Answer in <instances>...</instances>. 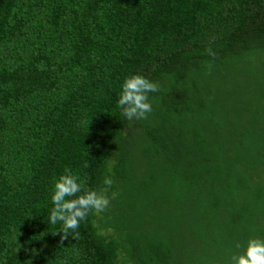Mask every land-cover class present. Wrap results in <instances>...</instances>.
Wrapping results in <instances>:
<instances>
[{"label":"trees","instance_id":"trees-1","mask_svg":"<svg viewBox=\"0 0 264 264\" xmlns=\"http://www.w3.org/2000/svg\"><path fill=\"white\" fill-rule=\"evenodd\" d=\"M132 74L160 91L127 122ZM65 169L118 193L76 240L48 223ZM250 236H264V0H0V264H230Z\"/></svg>","mask_w":264,"mask_h":264},{"label":"clouds","instance_id":"clouds-1","mask_svg":"<svg viewBox=\"0 0 264 264\" xmlns=\"http://www.w3.org/2000/svg\"><path fill=\"white\" fill-rule=\"evenodd\" d=\"M207 54L215 57L216 53L209 47ZM209 69L211 64H208ZM160 91V85L141 74L126 77L121 85L118 106L127 122L147 119L152 112L149 93ZM87 167V164L84 165ZM110 171V169H109ZM114 184L113 179L106 175L103 187L99 190L86 186L77 174L70 169L54 179L51 194L52 208L49 212L48 223L53 226L59 224L61 240L71 235L75 240L79 238L80 222L90 213L99 215L110 206L111 199H115L117 192L109 191ZM57 229V228H56ZM56 229L53 234H56ZM239 251L230 256V264H264V236H250L243 246L236 244Z\"/></svg>","mask_w":264,"mask_h":264}]
</instances>
